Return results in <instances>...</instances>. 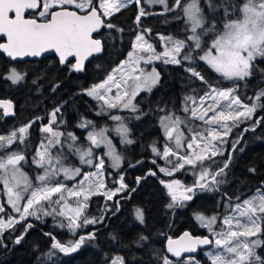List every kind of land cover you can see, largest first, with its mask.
I'll return each mask as SVG.
<instances>
[{"label":"snow or ice","instance_id":"6c2138e0","mask_svg":"<svg viewBox=\"0 0 264 264\" xmlns=\"http://www.w3.org/2000/svg\"><path fill=\"white\" fill-rule=\"evenodd\" d=\"M144 3L162 5L163 11H146L141 0H0V36L6 37V43H0V51L12 61L41 57L51 52L58 56V63L70 74L84 72L85 61L103 53L110 42L116 40L114 33L123 35L124 28L112 18L131 5L136 6L135 28H129V31L135 32L132 50L120 65V69L127 68V74L117 79L114 72L105 82L82 90L84 95L102 102L97 115L107 114L117 122L114 129H97L92 121L81 118L76 127L87 129L86 143H81L74 132L60 130L65 123L61 112L63 104H60L48 113V123L44 124L43 117L36 116L7 134H0V185L7 195V204L19 214L18 218L9 216L7 222L0 220V249L8 248L4 242V231L24 222L23 231L13 241L16 245L21 244L28 230L34 227L31 222H26L28 217L43 222L44 217L51 216L57 227L67 228L76 235L78 229L104 224L106 219L115 216L120 210V199H129L142 181L157 173L147 170L136 177L135 187L126 184L123 173L119 171L123 158L108 134L115 131L122 143L132 145L136 141L132 138L127 120L140 121L155 115L164 144L158 146V141L154 140L150 149L155 157L169 165L159 167V172L175 177L176 172L190 169L197 176L191 185L183 184L178 178L160 180L170 196L166 207L170 210L183 208L198 193L211 192L220 194L217 207L222 206L223 211L210 216L196 213V220L209 235L193 237L184 232L178 239L167 237L163 253L153 249L151 234H138L128 244H122L117 234H112L111 239L118 245L122 244L123 248L134 247L138 252L148 253L150 259L154 256L155 264H183L172 257L194 253L199 246H212L216 250L208 252L211 264H264V256L256 251L264 246V240L260 238L264 233V181L251 195L242 192L230 196L227 191L221 190V186L228 183L232 153L237 151L240 137L233 142L222 162L215 160V157L224 154L222 145L227 143L225 138L232 128L252 119L257 109L264 110V87L252 97H246L252 101L250 104L235 94L241 87L240 82H247L253 77L264 81V67L261 66L264 63V0H171V3L169 0H144ZM26 13H29L27 17ZM151 15H164L165 23L171 16L172 20L184 26L183 38L155 34L163 44L162 53L157 52L150 42L152 29L142 22V18ZM70 58H75V62ZM155 61L181 67L189 74L190 84L198 81L203 86V95L196 88H191L181 98L179 109L175 106L169 108L166 103H158L154 108L141 107L136 97L141 92L151 94L160 85L161 76L155 67L148 70L140 65ZM200 62L219 77L233 81V86L228 89L213 86L201 70ZM27 78L28 73L18 71L16 67L0 73V80L11 85H22ZM41 81L51 84L52 93L60 88V82L53 80L50 73L38 70L31 79L38 95L43 90ZM113 88L116 89L114 95ZM0 109L3 110L0 120L16 115L15 105L9 99H0ZM113 109L126 110L132 115L126 118L112 113ZM38 122L44 136L30 157L31 164L39 170L33 180L24 171L29 156L21 145H25L29 130ZM259 123L260 120H254L251 130L254 131ZM249 130L245 128L243 131ZM102 146L108 149L111 167L118 170L116 178L111 181L118 187H109L105 182V160L94 151ZM70 157H75L84 167L75 166ZM152 163L155 164L156 160ZM86 168H95L96 171L89 172ZM256 171L254 166L248 169L253 175ZM65 181L75 183L69 186ZM120 193L128 195L119 197ZM94 196H103L106 201L116 199L112 205L105 203L98 216L89 217L84 212ZM4 212L5 207L0 204V213ZM134 219L140 225L145 224V213L141 207L134 209ZM44 235L52 240L50 250L44 253L48 259L57 254L75 253L86 242L97 238L95 231L80 234L75 240L67 242L57 240L51 232ZM188 260L189 264H198L192 257ZM105 264L131 262L125 255L117 254L106 257ZM136 264H143V261Z\"/></svg>","mask_w":264,"mask_h":264},{"label":"trees","instance_id":"16d2710c","mask_svg":"<svg viewBox=\"0 0 264 264\" xmlns=\"http://www.w3.org/2000/svg\"><path fill=\"white\" fill-rule=\"evenodd\" d=\"M169 3H171V0H169ZM143 6L146 11L153 13L163 11L161 8H152L144 3ZM135 7V5H131L128 9L122 10L113 16V21L124 28L123 35L114 33L116 40L110 42L101 56L91 60L86 65L84 72L70 74L53 57L41 61L13 63L0 54V73H5L11 67H16L18 71L28 73L27 81L22 85H11L8 81L0 80V98L11 100L16 111L14 117H5L0 120V134H7L10 130L27 124L36 116L43 117V123L46 124L48 123V113L60 104H63L61 112L65 120L60 130H71L77 133L80 141H82V136L77 131L76 124L79 123L81 118L95 121L97 125L107 123V117L97 115L101 102L84 95L82 90L105 82L107 77L115 72L121 63L127 59L135 38V32L129 31V28H135L133 23ZM165 19L164 15H151L142 18V22L152 29L153 38L150 42L153 43L157 51L161 52H163V45L155 34L171 35L176 38H183L185 35L184 26L181 22L172 20L171 16L167 18V23H165ZM107 38L108 35L105 33V39ZM261 66L264 67V63ZM157 68L161 74V83L151 94L142 93L137 97L141 107L154 108L158 103H166L169 108L175 106L176 109H179L181 98L187 95L191 88H196L198 93L203 95V86L198 81L190 84L189 74L184 72L181 67L160 62ZM200 68L213 86L220 89H228L233 86L234 82L219 77L203 62H200ZM38 70L50 73L53 80L60 82V88L55 93L50 91L51 84L43 81H41L43 85L42 93L39 95L36 93L35 86L31 84V79L37 75ZM240 83L241 87L235 94L239 95L242 101L249 104L252 101L247 100L246 97H252L259 88L264 87V81L257 77ZM254 120H260V123L252 131ZM57 123H59V114ZM54 127L56 126L54 125ZM245 128L250 130L245 132L243 131ZM131 130L132 138L136 142L123 150L125 161L119 170L123 173L125 183L130 187H135L136 177L145 174L147 170L156 171L157 175L148 176L146 181H142L137 190L131 193L129 199L121 198L120 210L111 219H106L104 224L79 230L76 235L71 234L66 229L57 227L56 221L51 218L43 219L42 222L33 217H28L26 222H31L34 227L28 230L21 244L16 245L13 242L14 238L23 231L24 222L6 229L3 235L8 248L0 249V264H41V261H43V264H105L106 257H114L117 254L125 255L131 264H136L137 261H143V264H155L154 256L150 259L148 253L138 252L134 247L123 248L122 244L131 243L138 234H151L153 249H158L163 253L167 244V237L176 238L186 231H190L195 236L204 237L209 235L207 230L199 225L195 214L200 213L210 216L213 213L222 212V206L217 207L220 194L198 193L192 201L186 203L185 207L174 210L168 209L166 205L170 202V196L160 180L169 181L178 178L183 184L191 185L197 179V176L193 175L190 169L176 172L175 177L165 176L159 172V167H169V165H166L162 159L155 157L150 149V145L154 140L158 141V146L162 147L164 144V137L156 123L155 115L151 116L150 119L133 121ZM43 136L44 134L40 131V122L33 124L25 145H21V148H26L29 160L35 153ZM237 137H240V140L236 145L237 151L232 153L233 163L229 168L228 183L222 185L221 190L227 191L230 196L242 192L251 195L264 181V110L257 109L252 119L232 128L230 135L225 138L227 143L222 145L225 149L224 154L215 157L217 162H222L228 156ZM240 148L243 151H239ZM154 159L156 160L155 164L152 163ZM129 165L136 166L129 167ZM253 166L257 169L254 175L248 172L249 167ZM117 171L113 172L112 175L107 173L106 183L109 187H118V184L113 185L111 183L116 178ZM67 184L71 186L73 182ZM125 195H128V193H120L119 197ZM0 199L4 200L1 188ZM114 200L106 201L103 196L92 197L86 213L98 216L104 204L112 205ZM2 204L5 207V212L0 213V218L7 221L11 215V209L4 201H2ZM137 207L144 210L145 224L143 225H140L134 219V209ZM92 231L96 232L97 238L86 242L77 252L68 255L57 254L51 259L44 255L50 250L49 246L52 243L51 238L45 236L44 233L51 232L57 240L67 242L75 240L80 234H87ZM112 234H117L121 238V245L111 239ZM260 237L264 240V233ZM263 251L264 246L257 253L264 256ZM196 257L202 261V264H211V261L204 259L201 253Z\"/></svg>","mask_w":264,"mask_h":264},{"label":"rangeland","instance_id":"374dc122","mask_svg":"<svg viewBox=\"0 0 264 264\" xmlns=\"http://www.w3.org/2000/svg\"><path fill=\"white\" fill-rule=\"evenodd\" d=\"M141 3H142V6H143L144 0H141ZM144 4H145V3H144ZM146 5H148V4H146ZM148 6H149V7H152V8H161V9H163V6H162V5H159V4L148 5ZM69 7H70V6H69ZM162 45H163V44H162ZM157 52H161V51H157ZM161 53H162V52H161ZM160 62H161V61H155L153 64H149V65H145V64L142 63V64L140 65V67L146 68V69H148V70H151V68L155 67L156 70L159 72V70H158V68H157V65H158ZM118 69H119V71H117V70L115 71L116 76H117V79H119L120 76H121L122 74H127V68L120 69V67H119ZM113 73H114V72H113ZM113 73H112V74H113ZM159 73H160V72H159ZM112 74H111V75H112ZM160 76H161V74H160ZM227 81H228V80H227ZM229 82H232V83H233V81H229ZM157 88H158V87H157ZM157 88H155V89L153 90V92H154ZM115 92H116V89L113 88L112 94L114 95ZM142 93H144V92H141L140 94H142ZM140 94H139V95H140ZM139 95H138V96H139ZM138 96H137V97H138ZM137 97H136V101H137ZM134 102H135V101H134ZM101 103H102V102H101ZM222 103H223V102H222ZM99 111H100V110H99ZM111 112L114 113V114H117V115H121V116L126 117V118H128V117H130V116L132 115V114L128 113L126 110L113 109V110H111ZM209 115H211V113H209ZM99 116L107 117L108 122H107V123H103V124H99V125H97V123H96L95 121L90 120V121H92V122L96 125L97 129H100V128L114 129V128L117 126V122L111 120L110 117H109L107 114H105V115H99ZM133 121H136V120H131V119H128V120H127L128 127H129L130 129H131V123H132ZM196 123H199V122H196ZM53 127H54V126H53ZM54 128H55V127H54ZM61 131H63V130H61ZM70 131H71V130H70ZM77 131L80 132L82 138L84 139V140H82V141H80V142H81V143H86V141H85V136H86L87 129L77 128ZM72 132H73V131H72ZM131 132H132V130H131ZM74 133H75V132H74ZM75 134L79 137V135H78L77 133H75ZM108 135H109V138L112 140V143H113V145L115 146V149H116L117 153H118L119 155H121L122 158H123V160H122V165H121V168H122V166L124 165V161H125L123 150H124L125 148L130 147L131 145H128V144H124V143H122V142H121V137L118 136V135L115 133V131H111ZM187 135H188V133L185 132V136H187ZM229 135H230V134H229ZM229 135H228V136H229ZM228 136H227V137H228ZM53 151H55V149H54ZM94 151H95V154H96L98 157H101V158H103V159L105 160L104 179H105V182H106V175H107V173H109V174L112 175L113 172H116V171H117V169L111 167V163H112V161H111V159L107 156L108 149H107L106 147H103V146H102V147H100V148H96V149H94ZM73 159H74V160H73ZM70 160H71V162H72L75 166L84 167V166L79 165L78 160H77L75 157H71ZM85 170H86V171H89V172L96 171L95 168H86ZM24 171H25L26 173H28L29 177L32 178V179L34 180L35 174H36L39 170L36 169L35 166L31 164V160H29V163L26 164V165H24ZM61 179H62V178H61ZM77 179H79V177H78ZM34 182H35V181H34ZM71 182L75 183V181H65V183H71ZM0 188L2 189V193H3V197H4V200L0 199V203L2 204V201H4V202L6 203V205L11 209V206L7 204V195H6V193L3 191V186L0 185ZM94 197H96V196H94ZM54 198H55V197H54ZM25 199H27V195L25 196ZM23 203H24V202L22 201V202H21V206H23ZM86 212H87V210H85L84 215H87V216H89V217H95V216H96V215L87 214ZM16 215H19V214L15 213V212H13V211L11 210V215H10V216H11V217H15ZM15 218H18V217H15ZM47 218H51V219H53L51 216L44 217L43 219H47ZM60 219H62V218H60ZM0 220H4V219H3V218H0ZM5 222H7V221H5ZM65 223H66V221H65ZM89 226H93V225H87L86 227H84V228H82V229H78L77 231H79V230H83V229H86V228L89 227ZM59 228H60V227H59ZM61 229H66L68 232H70L71 234H73V233H72L71 231H69L67 228H61ZM205 229H206V228H205ZM206 230H207V229H206ZM77 231H76V232H77ZM207 232H208V231H207ZM261 235H262V233H261ZM261 235H260V236H261ZM260 238H261V237H260ZM252 239H256V237H253ZM262 247H263V246H262ZM262 247H260V248H262ZM260 248H257L256 251H258ZM209 251H213V252H214V251H216V250L214 249V247L211 246V248L202 251L201 254H202V257H203L204 259L210 260V258H209V256H208V252H209ZM263 254H264V251H263ZM188 258H189V257H188ZM188 258H185V259H183V260H178V261L183 262V264H189V260H188ZM192 258H194L195 262H198V264H202V261L199 260L197 257H192ZM210 261H211V260H210Z\"/></svg>","mask_w":264,"mask_h":264},{"label":"water","instance_id":"95a60500","mask_svg":"<svg viewBox=\"0 0 264 264\" xmlns=\"http://www.w3.org/2000/svg\"><path fill=\"white\" fill-rule=\"evenodd\" d=\"M26 15V17L29 15V13H26L25 14ZM0 43H6V37H4V36H0ZM0 54L2 55V56H4L8 61H11V62H13V63H24V62H27V61H41V60H43V59H45V58H48V57H55L57 60H58V56L56 55V54H54V53H45L43 56H41V57H25V58H23V60H17V61H12L11 60V58H9V57H7V55H6V53H4L3 51H0ZM102 55V53L101 54H98V55H94V56H92V57H89L88 58V60L87 61H85V67H86V65L91 61V60H93V59H95V58H98L99 56H101ZM72 61H75V58H70ZM63 67V66H62ZM1 99V98H0ZM0 112H3V110L2 109H0ZM186 232H189L193 237H203V236H195V235H193L190 231H186ZM183 235V233L180 235V236H182ZM180 236H178V237H176V238H173V239H178ZM209 248H211V246H199L198 248H197V251L196 252H194V253H184L181 257H172V259L173 260H175V261H178V260H183V259H185V258H188V257H196V256H198L202 251H204V250H207V249H209ZM169 256H170V254H168Z\"/></svg>","mask_w":264,"mask_h":264},{"label":"flooded vegetation","instance_id":"af4514ba","mask_svg":"<svg viewBox=\"0 0 264 264\" xmlns=\"http://www.w3.org/2000/svg\"><path fill=\"white\" fill-rule=\"evenodd\" d=\"M53 58H55V57H53ZM56 59V58H55ZM56 61L58 62V60L56 59ZM73 62H75V61H73ZM60 65V64H59ZM61 66V65H60ZM62 67V66H61ZM62 68H64V67H62ZM82 140H84L83 138H82Z\"/></svg>","mask_w":264,"mask_h":264}]
</instances>
